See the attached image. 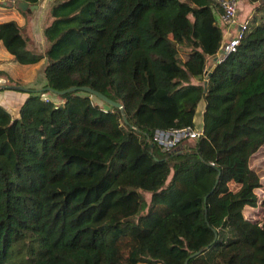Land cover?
I'll return each mask as SVG.
<instances>
[{"label": "trees", "instance_id": "trees-1", "mask_svg": "<svg viewBox=\"0 0 264 264\" xmlns=\"http://www.w3.org/2000/svg\"><path fill=\"white\" fill-rule=\"evenodd\" d=\"M250 1L260 15L207 85L225 44L217 0H55L43 52L0 22L44 87L124 106L85 91H29L18 116L0 104V264H264V224L245 215L264 145V0ZM202 100L204 133L164 150L155 131L194 127Z\"/></svg>", "mask_w": 264, "mask_h": 264}, {"label": "rangeland", "instance_id": "rangeland-1", "mask_svg": "<svg viewBox=\"0 0 264 264\" xmlns=\"http://www.w3.org/2000/svg\"><path fill=\"white\" fill-rule=\"evenodd\" d=\"M54 0H44V10H42L38 15L39 18H41L40 22H37L38 24L31 29V25L28 22L27 24V30L30 31L31 38L34 41V46H36L37 49L40 51H44L47 46L48 42L46 41L44 37V27L48 23V9L52 5ZM17 1L15 0H9L8 4H1L0 5V18L1 21L8 20V19H15L17 18V14L22 12L19 10V8L16 6ZM49 7V8H47ZM241 11V14H240ZM17 13V14H16ZM243 20L244 22L246 20L250 21L253 19L254 15H260V11L256 10V5L252 3L250 0H239L238 4V14L237 17ZM30 15V14H29ZM37 15V16H38ZM34 16V15H31ZM216 17L218 22L219 17L216 13ZM259 17H257L258 21ZM17 20V19H15ZM254 23V19L252 20ZM32 46V45H31ZM44 64H22L15 60L14 56L7 51L3 43L0 41V69L5 71V77H0V85L6 84V85H13V86H20L30 89H38L42 88L45 85H42L43 82H46V78L44 75ZM33 83H36L35 85H32ZM9 92V91H15V92H22L28 94V96L31 94L30 92L21 91V90H14V89H1L0 92ZM39 93V92H38ZM27 96V97H28ZM45 98H49V96L44 95ZM2 103L8 108V110L14 115L18 116L20 112L19 106L15 107L14 104L11 106L7 105L9 102L5 96L1 99ZM7 102V103H6ZM25 100L22 102L24 103ZM251 166L253 169L258 173L261 179L262 186L258 189H256V193L258 194L260 201L257 207H247L245 209V215L248 218H251L253 220H256L260 222L261 224H264V145L258 150V152L252 157L251 159ZM230 186L232 189L236 190L238 188V185L234 182L230 183ZM143 194L147 200V204L151 201L152 193L150 191H143ZM148 206L146 205L143 212H147Z\"/></svg>", "mask_w": 264, "mask_h": 264}, {"label": "built area", "instance_id": "built-area-1", "mask_svg": "<svg viewBox=\"0 0 264 264\" xmlns=\"http://www.w3.org/2000/svg\"><path fill=\"white\" fill-rule=\"evenodd\" d=\"M217 1L223 10L220 15L221 22L226 26H234L238 28L236 29L237 31L235 36L225 42L224 48L222 49V58L223 56L236 51L241 39L243 38L244 32L248 27V20L240 24L237 23L239 0ZM221 58L219 60H221ZM201 134L202 133L198 132L193 126H184L167 130L157 129L154 134V139L164 150H170L182 140L197 139L201 136Z\"/></svg>", "mask_w": 264, "mask_h": 264}, {"label": "water", "instance_id": "water-1", "mask_svg": "<svg viewBox=\"0 0 264 264\" xmlns=\"http://www.w3.org/2000/svg\"><path fill=\"white\" fill-rule=\"evenodd\" d=\"M17 6L24 11H26L28 9H31L34 11V10H37L40 5L39 4L30 5L26 1L20 0L17 2ZM222 54H223V51L222 50L219 51L218 55L215 57V61H218V57H220ZM215 67H216V65L214 64V62H211L208 65V67L206 68V70H205V77H206L205 85H207L208 78H209V76L212 75ZM1 89H14V90L27 91V92H29V91H34V92L52 91V92H54L58 95H61V96H65L69 93H74L76 91H85V92L91 93L92 95L100 98L101 100L109 103L112 106H115V107L122 109V111L124 110V106L122 103L114 101L113 99H111L107 95H105L104 93H102V92H100V91H98V90H96L90 86H72V87L65 89V90H55L51 86H46V87H42V88H38V89H30V88H25V87H20V86L3 84V85H0V90ZM125 120L127 121L126 117H125ZM194 125H195L194 126L195 129L198 132L204 133L205 123H204V101L203 100L199 103L198 109L195 113ZM200 253H202V250L196 252L192 256H195V255L200 254ZM186 264H188V260L186 261Z\"/></svg>", "mask_w": 264, "mask_h": 264}, {"label": "crops", "instance_id": "crops-1", "mask_svg": "<svg viewBox=\"0 0 264 264\" xmlns=\"http://www.w3.org/2000/svg\"><path fill=\"white\" fill-rule=\"evenodd\" d=\"M55 1V0H54ZM6 4V3H5ZM255 4V3H254ZM256 5V4H255ZM44 7H45V5H44V0L42 1V3L40 4V6H39V8L37 9V10H32L33 11V13L32 14H28V15H26V14H20V13H16L17 14V18H15V19H17L16 21H18V23L21 25V26H27V24H28V22L30 23V25H31V29H33V27L35 26V25H37L38 23L37 22H40V20H41V18H39V13L42 11V10H44ZM51 7V6H50ZM46 8V7H45ZM47 8H49V7H47ZM49 11H50V8L48 9V14H49ZM218 14V17H219V23L223 26V29H224V36H225V42H227L228 40H230L231 38H233L234 36H235V34H236V29H238L237 27H234V26H226V25H224L222 22H221V19H220V13H217ZM240 14H241V11H240ZM240 14H239V17H237V23L238 24H240V23H243L244 21L243 20H241L240 19ZM31 15H34V16H31ZM38 15V16H37ZM14 19V20H15ZM8 20H10V19H8ZM4 21H6V20H4ZM0 22H3V21H1V18H0ZM31 29H30V31H31ZM44 31V30H43ZM33 41V40H32ZM33 44H34V41H33ZM36 47V46H35ZM39 50V49H38ZM40 51V50H39ZM221 58V56L220 57H218V60ZM211 62H214V64L216 65V62L217 61H215V57L214 58H212L211 60H210V62L208 63V65L211 63ZM208 67V66H207ZM47 83V81L46 82H43V84L42 85H45ZM36 83H33L32 85H35ZM3 96H5V98H7V100H8V104L7 105H9V106H11L12 104H14V106L15 107H17V106H19V107H21L22 106V102L24 101V100H26L27 99V96H28V94H26V93H22V92H15V91H9V92H5V91H3V92H0V104H2L4 107H6L1 101V99L3 98ZM7 103V102H6ZM7 108V107H6ZM8 109V108H7Z\"/></svg>", "mask_w": 264, "mask_h": 264}]
</instances>
